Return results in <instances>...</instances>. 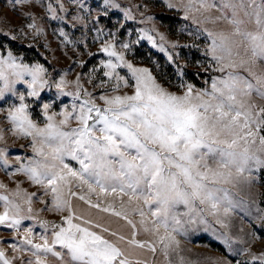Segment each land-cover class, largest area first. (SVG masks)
Returning a JSON list of instances; mask_svg holds the SVG:
<instances>
[{
	"label": "snow or ice",
	"instance_id": "obj_1",
	"mask_svg": "<svg viewBox=\"0 0 264 264\" xmlns=\"http://www.w3.org/2000/svg\"><path fill=\"white\" fill-rule=\"evenodd\" d=\"M20 2L13 0V8ZM73 2L79 8L74 19L86 24L85 16H90L92 9L81 0ZM103 2L106 7H121L117 0ZM46 7L52 18L67 19L63 3L54 5L49 0ZM168 7L182 9L185 18L200 25L196 34L209 41L208 63L218 74L206 87L181 82L177 87L182 91H171L150 68L127 59L133 44L146 39L175 62L176 53L165 45L171 43L175 49L178 42H167L163 33L157 38L153 28H140L136 40L129 42L117 43L111 31L106 33L108 39L100 46L105 58L87 73L92 83L97 67L102 69L98 85L102 89L110 86L113 93L101 91L103 106L79 77L72 82L61 76L50 83L43 64L25 63L10 47L0 45V101L9 103L6 118L12 131L30 137L33 150L14 172L24 173L42 189L29 192L18 183L15 189L0 191V226L16 232L17 243L12 249L19 253L9 257L0 248V264L17 260L19 264H134V258L135 264H149L140 260L138 250L147 248L155 253L157 244L167 264H172L170 253L179 247L178 234L186 235L189 227L199 224L209 225L210 217L227 227L226 218L237 203L228 186L241 179L251 183L256 170L264 169V0H179L175 4L169 0ZM61 11L65 15H60ZM134 18L131 9H125V19ZM28 19L31 23L26 27L38 34L43 31L33 14L29 13ZM209 23L213 27L205 26ZM102 31L96 28L97 37ZM61 33L67 38L63 30ZM123 70L130 75H122ZM129 81L134 91L121 94L119 90L128 87ZM21 83L28 86L26 92L17 88ZM70 83L76 90L66 92ZM53 84L59 94L73 97L71 110L65 105L60 112L50 111L51 102H43L45 122L41 125L27 97L39 98L41 91ZM9 93L19 103L8 101ZM72 121L78 123L71 126ZM0 161L9 167L6 147L0 148ZM74 183L77 188L86 187L87 194L73 191ZM0 189L8 186L0 182ZM49 194L51 200H45ZM102 194H111L113 200L102 205L91 198ZM73 197L126 223L113 227L110 218L78 211ZM34 199L46 205L40 211L67 215L60 223L42 220L35 214ZM134 215L139 221L132 219ZM29 219L45 229L39 242L34 226L23 224ZM128 227L131 236L124 232ZM141 229L152 238L137 239ZM256 235L254 232L253 237ZM221 238L232 251L236 238L228 233H221ZM179 264H185L182 256ZM251 264H264V252L253 253Z\"/></svg>",
	"mask_w": 264,
	"mask_h": 264
},
{
	"label": "rangeland",
	"instance_id": "obj_2",
	"mask_svg": "<svg viewBox=\"0 0 264 264\" xmlns=\"http://www.w3.org/2000/svg\"><path fill=\"white\" fill-rule=\"evenodd\" d=\"M48 2L49 0H22L13 8V0H0V34L4 36V38H0V45L5 48L10 47L15 55L23 58L25 63L43 64L48 69L46 78L50 83L59 81L61 76L72 82L79 77L83 87L93 94L96 103L101 106L104 104L99 99L101 91L106 90L109 95L113 93L110 86L106 85L102 89L98 85L97 78L102 76L101 68L97 67L92 83L88 82L90 77L87 73L92 71L93 65H99L100 59L105 58V54L100 52V46L104 40L108 39L106 33L109 31L115 35L117 43L135 41L140 28H153L155 29L153 34L157 38L159 33H163L167 42H178L179 46L175 49L172 48L171 43L165 45L170 51L176 53L174 55L175 62L169 61L166 52L161 51L146 39L141 40L139 44H133L132 50L127 53V59L137 66L148 67L152 70L147 63L152 64L170 83L171 87L164 85L157 79L159 83L171 91H182L177 87L181 82H190L195 84L197 88H202L196 84L199 82L206 87L210 83V78L218 74L212 70V66L208 63L211 59L207 53L208 39L203 34H196V29L200 25H197L190 18H185L182 9L168 7L169 0H117L121 5L119 9L104 6L103 0H81L88 8L92 9L91 15L85 16L86 24L74 19L79 8L73 0H51L54 5L63 3L68 9L67 19L63 21L51 17L46 7ZM171 2L175 4L179 3V0H171ZM125 9H131L135 18L126 20ZM29 13L35 16L37 25L43 30L41 33L38 34L34 29L26 27L28 23H31L28 19ZM80 14L83 15V12ZM60 15H65V13L61 11ZM149 16L154 17V19L148 20L147 17ZM161 16H165L166 19H162ZM97 17H99L98 22ZM73 25L75 26L73 27ZM205 26L213 27L211 23ZM97 27L103 29L99 37H97ZM61 30L66 33L67 38L61 33ZM9 33L11 35H8ZM120 50L123 51V49ZM89 53L94 55H89ZM81 60L84 61V64L78 63ZM121 74L130 75L127 70H123ZM153 75H155L154 72ZM131 84L132 81H129V86L122 87L119 90L120 93L131 94L134 91ZM17 88L26 92L28 86L21 83L17 84ZM75 90L74 83L67 85L66 92ZM6 99L19 103L18 98L10 93ZM27 100L31 104L30 110L33 111L34 118L41 125L45 122L41 111L43 102H51L50 111L54 112H60L65 105L71 110L73 103V97L66 93L59 94V90L54 84L50 88H44L39 98L27 97ZM76 102L81 101L77 99ZM8 107L9 103L0 101V130L4 133V139L0 140V148H7L10 161L7 169L0 161V182L8 186V189H0V191L15 189L19 183L20 187L29 192L40 193L42 189L39 185L33 184L24 173L14 172L17 165L33 155V150L30 137L17 135L12 131L11 122L6 118ZM77 123V121H72L71 126H75ZM69 162L78 166L71 158H69ZM9 173L13 174L10 175ZM254 177L255 179L251 183L241 179L238 184L228 186L232 189L237 203L226 218V228L216 224L214 218L210 217L212 222L209 225L199 224L194 228L189 227L186 235H177L180 244L170 253L172 264H179L181 256L184 258L185 264H237L238 261L239 264H251L253 253L264 252V187L262 185L264 169L256 170ZM73 191L87 194L86 187L77 188L75 183L73 184ZM91 198L94 201L99 199L102 205L105 200H113L111 194L107 197L103 194L100 197L92 195ZM44 199L50 201L51 194ZM72 200L78 211L90 212L94 218L103 217L106 220L110 218L113 227L126 223L119 217L91 208L85 201L79 200L77 197H73ZM118 200L117 197V207L119 206ZM45 207L46 205L41 200H33L35 214L42 220L60 223L62 216L67 215V212L40 211ZM0 211H3L2 206H0ZM132 219L139 221L140 217L134 215ZM23 224L34 226L39 242V234L45 231L41 224L31 219L25 220ZM124 232L131 236L130 227L125 228ZM254 232L257 234L255 238L253 237ZM221 233H228L236 238L232 242V251H229L228 246L224 243ZM16 235L14 230L0 226V248H3L9 257L19 255L12 249V244L17 243ZM136 238L146 240L152 237L141 229ZM245 247L250 248L251 252L240 251ZM138 251L141 261L147 260L149 264H167L159 244H157L155 253L147 248ZM29 255L30 253H24L25 257ZM48 259L54 261L55 258L49 256ZM14 264H19V261H14Z\"/></svg>",
	"mask_w": 264,
	"mask_h": 264
},
{
	"label": "trees",
	"instance_id": "obj_3",
	"mask_svg": "<svg viewBox=\"0 0 264 264\" xmlns=\"http://www.w3.org/2000/svg\"><path fill=\"white\" fill-rule=\"evenodd\" d=\"M162 17V19H166L165 18V16H161ZM168 23V22H167ZM0 38L2 39V38H4V36L3 35H1L0 34ZM5 39H7L8 40V38H5ZM147 64H149L150 66H151V68H152V71L155 73V75H156V77H157V79L160 81V82H162L164 85H166V86H169V87H171V85H170V83L157 71V69H155V67L152 65V64H150V63H147ZM197 79V78H196ZM199 87H204V85L203 84H200L199 82H197L196 83ZM262 185H263V187H264V179L262 180Z\"/></svg>",
	"mask_w": 264,
	"mask_h": 264
}]
</instances>
